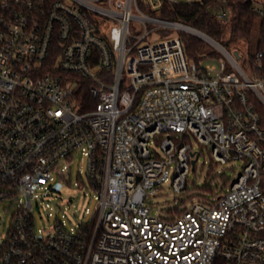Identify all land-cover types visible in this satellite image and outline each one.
Here are the masks:
<instances>
[{
    "label": "built area",
    "instance_id": "2783aa9c",
    "mask_svg": "<svg viewBox=\"0 0 264 264\" xmlns=\"http://www.w3.org/2000/svg\"><path fill=\"white\" fill-rule=\"evenodd\" d=\"M180 1L0 0V205L18 202L0 264H264V50L248 74L213 44L224 57L210 59L211 75L179 34L147 40L186 29L161 15ZM88 79L91 102L78 97ZM186 137L242 171L221 193L155 215L147 199L164 182L188 185ZM79 152L94 218L37 228L54 173Z\"/></svg>",
    "mask_w": 264,
    "mask_h": 264
},
{
    "label": "rangeland",
    "instance_id": "374dc122",
    "mask_svg": "<svg viewBox=\"0 0 264 264\" xmlns=\"http://www.w3.org/2000/svg\"><path fill=\"white\" fill-rule=\"evenodd\" d=\"M252 2L256 8H261L264 4V0H252ZM184 31L188 30L184 29ZM170 34L177 35L178 29L155 31L147 37V40L158 39ZM210 45L216 48L212 43ZM219 57H224V55L220 52ZM205 64L215 66V69L210 71L211 75L218 74V68H220L218 59L206 60ZM240 64L248 74H251V64L248 62L247 57L241 58ZM228 67L230 66L228 65ZM192 146L194 151L200 152V156L195 163V168L193 169V166H191L188 186L182 191H176L171 180L164 182L147 199V203L152 207L153 214L165 216L168 215L171 209L183 208L192 201L213 196L214 194L209 188H206L209 185L216 190V193H221L241 173L243 162L240 159H232L225 163L216 162L213 160L209 148L196 139H192ZM157 150L159 151L158 147ZM64 164L67 163H62V165ZM68 164L70 167L63 174L54 173L55 178L52 184L56 192L50 202L52 207L46 208L42 204L41 213L36 212L35 224L37 228L49 230L57 219H60L64 220L66 226L70 229L71 227H78L82 223H89L94 218L97 210L96 192L92 188L87 189L85 186L89 184L87 157L79 152ZM224 179H227L228 183L223 188ZM17 203V201L7 200L0 205V248L6 240L11 225L12 213L17 207ZM49 212L52 213L51 216Z\"/></svg>",
    "mask_w": 264,
    "mask_h": 264
},
{
    "label": "trees",
    "instance_id": "16d2710c",
    "mask_svg": "<svg viewBox=\"0 0 264 264\" xmlns=\"http://www.w3.org/2000/svg\"><path fill=\"white\" fill-rule=\"evenodd\" d=\"M223 10L227 11L228 15L225 18H218L217 13ZM262 10V13L256 10L252 0H184L166 4L161 15L165 19L202 31L226 50L238 52L240 58L247 57L253 73L255 55L258 51L264 50V4ZM178 34L184 42L190 60L200 63L211 58H219L220 52L207 40L184 30H178ZM82 84L86 87L88 85V93L86 88H81L78 91L79 100L82 101L88 96V102H91L89 92L91 81L88 79V82L83 81ZM184 141L192 143L191 137H186ZM213 160L216 161L214 158ZM227 183V179H224L222 187L224 188ZM206 188L216 194L211 185ZM174 209L180 212L182 207Z\"/></svg>",
    "mask_w": 264,
    "mask_h": 264
},
{
    "label": "water",
    "instance_id": "95a60500",
    "mask_svg": "<svg viewBox=\"0 0 264 264\" xmlns=\"http://www.w3.org/2000/svg\"><path fill=\"white\" fill-rule=\"evenodd\" d=\"M186 30L192 32L193 34L200 36L201 38L207 40L208 42L212 43V44H218L217 41H215L213 38H211L210 36H208L207 34L203 33L202 31H199L193 27L187 26L186 25ZM236 58H239V54L238 52H234ZM192 155L194 156V158L192 159V166L193 169L195 168V163L197 162L199 156H200V152H193Z\"/></svg>",
    "mask_w": 264,
    "mask_h": 264
}]
</instances>
